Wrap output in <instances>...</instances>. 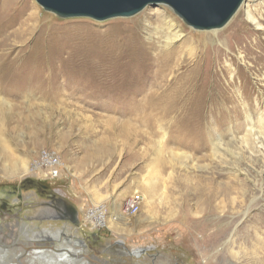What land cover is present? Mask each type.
Segmentation results:
<instances>
[{"label":"rangeland","instance_id":"374dc122","mask_svg":"<svg viewBox=\"0 0 264 264\" xmlns=\"http://www.w3.org/2000/svg\"><path fill=\"white\" fill-rule=\"evenodd\" d=\"M0 76V264H264V0L213 31L0 0Z\"/></svg>","mask_w":264,"mask_h":264},{"label":"water","instance_id":"95a60500","mask_svg":"<svg viewBox=\"0 0 264 264\" xmlns=\"http://www.w3.org/2000/svg\"><path fill=\"white\" fill-rule=\"evenodd\" d=\"M245 1L36 0L46 11L54 13L61 18L88 17L97 21H106L119 17H132L139 14L148 6L164 5L171 8L188 26L201 31L224 28ZM138 253L143 252L138 251Z\"/></svg>","mask_w":264,"mask_h":264},{"label":"bare ground","instance_id":"6f19581e","mask_svg":"<svg viewBox=\"0 0 264 264\" xmlns=\"http://www.w3.org/2000/svg\"><path fill=\"white\" fill-rule=\"evenodd\" d=\"M247 1V0H246ZM245 1V2H246ZM244 2V3H245ZM243 3V4H244ZM242 4V5H243ZM241 5V6H242ZM163 6V5H162ZM247 16H248V19L249 20H252L253 22L255 21V19H252L253 17H252V11L250 10V11H248V13H247ZM168 22V21H167ZM259 23V22H258ZM235 25V24H234ZM167 26L169 27V29L171 30V31H174V25H171V21L169 20V22H168V24H167ZM190 27V26H189ZM233 27V26H232ZM194 29V28H193ZM236 29V28H235ZM195 30V29H194ZM213 30H219V29H213ZM213 30H206V31H213ZM197 31H201V30H197ZM237 31V30H236ZM175 33V32H174ZM173 34V33H172ZM171 34V35H172ZM222 34L223 33H217L215 36H217V37H221L222 36ZM206 36H212V35H206ZM179 36H178V33L176 34V35H174L173 36V38H178ZM225 38V37H224ZM169 41H172V37L169 39ZM230 45V44H229ZM242 48V47H241ZM245 48V47H244ZM243 51V50H242ZM162 62H163V65L165 64V66H166V69L168 68L169 70H170V68H171V65H169L170 64V62H171V60L170 59H168V58H166V60H162ZM165 62V63H164ZM156 63L157 64H160L158 61H156ZM232 64V63H231ZM157 66V65H156ZM162 66V65H161ZM169 66V67H168ZM234 66V65H233ZM160 67V66H159ZM225 69V68H224ZM162 71V70H161ZM171 71V70H170ZM226 71H230V67L229 66H226ZM3 75V74H2ZM8 75V74H7ZM16 75V74H15ZM1 77V76H0ZM6 77V76H5ZM1 82V81H0ZM4 83V82H3ZM7 90V89H6ZM6 92V91H5ZM28 173H30V171H28V170H26V172L24 173L25 175L24 176H26ZM133 199V198H132ZM123 216V215H122ZM102 223V222H101ZM96 225V224H95ZM38 239V238H37ZM73 253L75 254V255H77L79 252L78 251H76V250H74L73 249V252L70 254L69 252H65V253H62V254H59V255H56V254H54L53 253V255H52V253H47V252H35V253H33L32 255H33V262H41V263H45V264H63V263H68V264H70L72 261H73V259H72V257H71V255H73ZM137 253H138V251H137Z\"/></svg>","mask_w":264,"mask_h":264},{"label":"built area","instance_id":"2783aa9c","mask_svg":"<svg viewBox=\"0 0 264 264\" xmlns=\"http://www.w3.org/2000/svg\"><path fill=\"white\" fill-rule=\"evenodd\" d=\"M37 165L40 167H48L51 170L53 178H56L59 174L60 160L59 157L54 153L42 151L39 154V160ZM140 200L138 197L131 198L124 209L125 214L136 215L140 210Z\"/></svg>","mask_w":264,"mask_h":264},{"label":"flooded vegetation","instance_id":"af4514ba","mask_svg":"<svg viewBox=\"0 0 264 264\" xmlns=\"http://www.w3.org/2000/svg\"><path fill=\"white\" fill-rule=\"evenodd\" d=\"M71 212V211H70ZM71 214H73V212H71ZM72 219H73V215H72Z\"/></svg>","mask_w":264,"mask_h":264}]
</instances>
